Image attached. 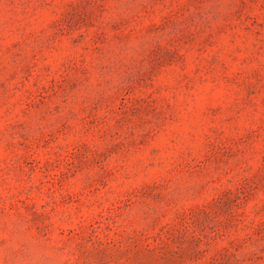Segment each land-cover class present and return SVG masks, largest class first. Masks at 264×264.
Segmentation results:
<instances>
[{
	"label": "rangeland",
	"instance_id": "obj_1",
	"mask_svg": "<svg viewBox=\"0 0 264 264\" xmlns=\"http://www.w3.org/2000/svg\"><path fill=\"white\" fill-rule=\"evenodd\" d=\"M0 264H264V0H0Z\"/></svg>",
	"mask_w": 264,
	"mask_h": 264
}]
</instances>
